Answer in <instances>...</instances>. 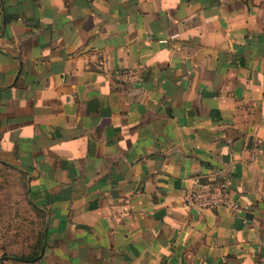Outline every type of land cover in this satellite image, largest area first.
<instances>
[{
  "label": "crops",
  "instance_id": "1",
  "mask_svg": "<svg viewBox=\"0 0 264 264\" xmlns=\"http://www.w3.org/2000/svg\"><path fill=\"white\" fill-rule=\"evenodd\" d=\"M0 161L45 214L11 264H264V0H0Z\"/></svg>",
  "mask_w": 264,
  "mask_h": 264
},
{
  "label": "rangeland",
  "instance_id": "2",
  "mask_svg": "<svg viewBox=\"0 0 264 264\" xmlns=\"http://www.w3.org/2000/svg\"><path fill=\"white\" fill-rule=\"evenodd\" d=\"M45 214L30 200L27 179L15 167L0 161V261L11 264L19 256L42 251Z\"/></svg>",
  "mask_w": 264,
  "mask_h": 264
},
{
  "label": "built area",
  "instance_id": "3",
  "mask_svg": "<svg viewBox=\"0 0 264 264\" xmlns=\"http://www.w3.org/2000/svg\"><path fill=\"white\" fill-rule=\"evenodd\" d=\"M231 181L226 178H207L197 183L185 196V207L196 210L229 208L238 209V203L230 196Z\"/></svg>",
  "mask_w": 264,
  "mask_h": 264
},
{
  "label": "trees",
  "instance_id": "4",
  "mask_svg": "<svg viewBox=\"0 0 264 264\" xmlns=\"http://www.w3.org/2000/svg\"><path fill=\"white\" fill-rule=\"evenodd\" d=\"M35 255L34 256H19V260L21 261H32L35 259Z\"/></svg>",
  "mask_w": 264,
  "mask_h": 264
}]
</instances>
